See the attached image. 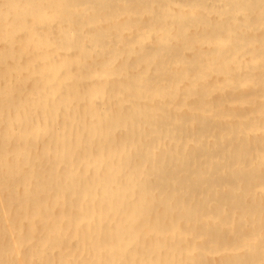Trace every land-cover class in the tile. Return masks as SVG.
<instances>
[{
  "label": "bare ground",
  "instance_id": "bare-ground-1",
  "mask_svg": "<svg viewBox=\"0 0 264 264\" xmlns=\"http://www.w3.org/2000/svg\"><path fill=\"white\" fill-rule=\"evenodd\" d=\"M0 264H264V0H0Z\"/></svg>",
  "mask_w": 264,
  "mask_h": 264
}]
</instances>
